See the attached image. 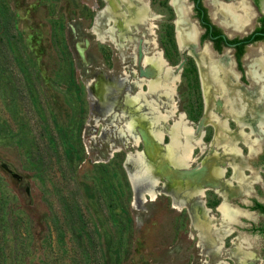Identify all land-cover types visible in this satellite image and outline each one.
<instances>
[{
  "label": "rangeland",
  "instance_id": "1",
  "mask_svg": "<svg viewBox=\"0 0 264 264\" xmlns=\"http://www.w3.org/2000/svg\"><path fill=\"white\" fill-rule=\"evenodd\" d=\"M133 1L138 7V0ZM178 1L183 15L175 11L171 0H147L150 12L157 17L153 21L155 36L146 31V25L140 26L133 31V40H119L123 46H116L99 40L93 32L97 16L106 12L103 0H0V238L4 232L6 264H217L222 260L240 264L242 248L254 256L246 264H264V238L255 228L263 225L264 216L251 208L256 203L264 206L262 126L242 129L234 119H228V132L241 150L239 157L213 145V125L204 128V155L200 149L195 151L192 169L214 153L220 159L215 160L217 167L226 169L219 186L209 188L201 199L212 209L223 202L233 209L231 220H225L220 212L216 215V210L211 213L218 243V233L228 236L235 230L221 253L213 251L208 242L201 245L193 227L196 216L207 219L199 198L182 211L174 208L172 199L164 194L175 196L177 186L172 179L165 189L160 185L161 194L154 201H143L137 197L139 187L143 189L145 184L139 180V170L130 174L125 167L133 163L128 157L143 152V147L130 144L128 136L112 125L110 115L126 109L124 92H137L131 85L142 78V53L150 55L155 48L149 41L156 38L171 67L182 64L177 105L196 128V121L206 112L195 56L206 49L200 55V74L203 55L210 53L213 63L226 56L239 80L233 49L224 48L219 54L210 42L200 43L203 30L192 1ZM249 1L248 5L233 4L235 0L203 3L211 21L233 38L252 32L264 15V7L257 12ZM214 2L220 3L217 11L221 15L224 8L240 7L246 22L235 25L224 18L223 23L235 29L225 26ZM114 12L120 13L115 8ZM178 27L189 38V44L179 46L181 49L175 42ZM108 28L104 21L98 29L104 32ZM260 50L264 55V42L247 45L240 63L245 72L247 64L258 58L249 75L262 84L264 56L256 54ZM124 74L130 77L127 86L119 80ZM162 74L166 77V70ZM241 80L244 87L251 85L245 74ZM115 86L121 90L117 99L112 97ZM262 87L257 90L261 101L264 84ZM93 91L101 95L99 100ZM161 99L165 104L161 113L166 114L171 104L167 97ZM173 124H163L166 135L156 146V155H163L170 144L168 133ZM142 129L137 127V132ZM240 131L246 138L238 135ZM150 161L159 167L160 160ZM236 166L246 178L243 188L235 181ZM170 169L172 175L177 171ZM130 179L137 187L135 197ZM181 188L182 197L185 186ZM233 190L237 192L230 194ZM250 229H254L252 233Z\"/></svg>",
  "mask_w": 264,
  "mask_h": 264
},
{
  "label": "bare ground",
  "instance_id": "2",
  "mask_svg": "<svg viewBox=\"0 0 264 264\" xmlns=\"http://www.w3.org/2000/svg\"><path fill=\"white\" fill-rule=\"evenodd\" d=\"M104 2L106 3L104 8L106 12H101L97 16L93 29L94 34L99 40L112 42L116 46H123L121 43L126 41L128 43V39L132 38L133 31L144 25L147 27L146 31L155 36L153 21L157 17L150 12L147 0H138V7H135L133 0H104ZM171 4L175 6L180 15H183L182 5H180L178 0H171ZM114 8L120 13L116 14ZM239 9L240 7L224 8L222 9V15L229 22L235 25H242L246 22V18L240 14L241 10ZM243 9L246 11L245 8ZM107 12L109 15H107ZM116 18H120V20H116ZM104 21H112L113 26H109L104 32H99L98 28ZM127 34L130 37H127ZM177 40L181 48L189 44V38L181 32L179 27L177 30ZM148 44L155 48L150 55L146 52L142 53L141 62L144 66L140 72L142 73V78L131 85L132 88L134 86L137 87V92L133 93L134 89L124 92L123 102L126 109L120 110L119 113L112 112L110 115L111 123L128 136L130 144H133L136 148L143 147V152L137 151V154L133 156L128 154V156L130 155L128 158H131L133 163L130 167L128 165L125 167H127L130 174H132V171L138 172L139 170V180L145 182L142 190L149 195V198L146 200L154 201L161 194L160 185L162 184L165 189L174 180L177 189L175 196L172 197V205L174 204V208L182 211L188 207V204L191 205L193 199L199 198L201 200L204 198L209 188L219 186L220 180L223 179L226 172V169H219L217 164H215V160L219 159L217 153L208 157L200 167L196 169L191 168L197 160L195 151L200 149L203 154L206 149L204 128L207 125L215 127L216 133L213 145L224 148L227 154L234 155L235 157L241 156V150L237 147V140H234V137L228 132V119L233 118L242 129L249 125L254 128L262 126L264 130L263 113L256 106L258 102H261L260 94L259 91H246L247 95L242 92L235 84V75L231 70L229 60L224 59L219 63H213L209 55H203L206 62L204 63L202 59L201 81L206 114L196 128L189 121L187 115L178 109L176 88L179 82L180 71L178 68L177 71L176 68L166 64L156 38H153ZM149 65H153L152 69L146 70ZM165 70L166 77H163L162 71L165 72ZM251 75L255 77L256 73L252 71ZM127 79H130V77L126 74L119 78L120 81L126 82V86L128 83ZM119 90V87L115 86L113 88L112 97L114 99H117V92ZM93 92L99 100L101 95L97 93L98 91ZM163 96L167 97L171 104L166 114L161 113V109L165 106L161 99ZM249 98H254L255 100H249ZM171 121L174 124L168 133L170 144L166 147L163 155H156V146L164 142L166 135L162 129L163 124ZM137 127L143 129L137 132ZM238 135L246 138L243 131H240ZM150 159L160 160L159 167H155ZM124 161H126L124 163H127L128 159L125 158ZM170 168H173L175 171L177 170L174 175H172ZM234 171L236 175L235 181L243 188L246 184L243 172L238 166L234 167ZM173 176L176 178L174 179ZM132 180L130 179V183L133 196L135 197L134 192L136 193L137 187ZM232 184V182L229 183L230 186ZM182 185L185 186V189L181 197L179 191L182 189ZM236 192L237 190H233L229 193L234 194ZM168 194L173 196L171 193ZM199 203L203 207L204 216L207 219L196 216V220L193 219V227L197 232L201 245L208 242L213 245V251L221 253L224 251L223 239L226 234L218 233L220 242L216 241L213 229H217V227L210 222L215 217L211 215V210L205 205L204 201L201 200ZM232 210L227 202H223L218 207V211L222 213L225 220L232 219ZM241 253V258L237 256L240 259V264H246L248 258L254 257L245 248L241 249ZM217 264L228 263L222 260Z\"/></svg>",
  "mask_w": 264,
  "mask_h": 264
},
{
  "label": "flooded vegetation",
  "instance_id": "3",
  "mask_svg": "<svg viewBox=\"0 0 264 264\" xmlns=\"http://www.w3.org/2000/svg\"><path fill=\"white\" fill-rule=\"evenodd\" d=\"M192 1V3H193V9H194V12H195V15H196V18H197V20H198V22L200 23V26H201V28H202V30H203V32H202V35L200 36V43H203V42H205V41H208V42H210V44H211V46H212V48H213V50L215 51V52H217V53H221L222 52V50L224 49V48H228V49H233V51H234V60H235V62H236V65H237V70H238V72H239V74H240V76H239V80H238V77H237V75L233 72V74L235 75V78H234V81H235V84L242 90V92L245 94V95H247V92H255V91H257L258 89H262L263 87V82H262V84L261 83H257V82H255V80L249 75V69L251 68V65L255 62V60L256 59H258V58H254V59H252L248 64H247V68H246V70H245V72H243V70H242V68H241V63H240V61H241V59H242V56H243V54H244V48L247 46V45H250V44H253V43H258V42H264V38L263 39H261V40H256V41H251L250 39H252L253 37H255V36H262V37H264V31H262L261 29H263L264 30V15L259 19V21H260V24H259V26L258 27H256L252 32H250L249 34H247V35H245V36H240V37H233V38H228V36L226 35V34H224L223 32H222V30L216 25V24H214L212 21H211V19H210V17H209V15H208V11L206 10V7L204 6V3H203V0H191ZM240 2H245L246 4H247V2H246V0H235V2L233 3V4H236V5H238ZM215 3V5H216V13H217V15L219 16V20H221V23L222 24H224L223 23V19H224V17L220 14V13H218V11H217V8L220 6V3H217V2H214ZM249 3L251 4V6L253 7V9L254 10H256L257 12H260V7H264V0H250L249 1ZM248 5V4H247ZM171 6H173L172 4H171ZM173 8L175 9V7L173 6ZM251 10V9H250ZM175 11H176V9H175ZM177 12V11H176ZM178 18H179V16H178ZM178 21V20H177ZM251 21H252V14H251V19H250V23H251ZM250 23H249V25H250ZM176 24H177V22H176ZM225 26H228V27H231V28H234L233 26H231V25H226V24H224ZM249 25L248 26H246L245 28H247V27H249ZM244 28V29H245ZM235 29V28H234ZM238 30V29H237ZM176 31V35H175V39H176V43H177V45H178V48L179 49H181L180 47H179V44H178V42H177V30H175ZM250 38V39H249ZM227 42L231 45V46H227ZM206 49L204 48L203 49V51L200 53V54H198V55H196L195 56V59H196V63H197V65H198V80H199V88H200V92L202 93L201 94V97L203 98V100H204V92H203V88H202V81H201V74H200V63H199V61H200V55H202L203 53H204V51H205ZM240 50H242V53L240 54V55H238V53L240 52ZM264 51V50H263ZM255 53H256V51H254ZM261 52V50L258 52V53H256L258 56H259V53ZM261 55L259 56V58H261V57H263L264 55H263V53L261 52L260 53ZM209 55H210V53H209ZM210 57H211V55H210ZM222 58H226V60H229L226 56H222V57H220L219 59H215V61H219V60H221ZM211 59H212V57H211ZM214 60V59H213ZM230 61V60H229ZM231 63V62H230ZM176 70H177V68H176ZM246 75V77L250 80V82H251V85L249 86V87H244L242 84H240V82L239 81H242L241 79H242V77H243V75L244 74ZM247 91V92H246ZM249 100H255L254 98H249ZM263 105H264V96H263V98H262V101L261 102H258L257 104H256V106H257V108L259 109V110H261L262 111V113H263ZM204 106H205V101H204ZM260 107V108H259ZM203 111V110H202ZM204 111H206V106L204 107ZM229 119H232L233 120V118H229ZM264 119V118H263ZM234 121V120H233ZM235 122V121H234ZM236 123V122H235ZM230 125V124H229ZM249 126V125H248ZM250 127V126H249ZM251 129L253 128L254 130H258V129H256V128H254L253 126L252 127H250ZM261 131V130H260ZM205 153V152H204ZM204 153L202 154V155H204ZM193 166H195V165H193ZM206 205V204H205ZM207 206V205H206ZM208 208H210V207H208ZM237 208H239V209H241L240 207H237ZM251 208H252V212H257V214H261L262 216H264V213H262V211H261V209H260V207L258 206V203H256V204H253L252 206H251ZM210 210H211V213L212 214H214V212H213V210L215 211V213H216V215H218L219 214V211H218V207H214L213 209L212 208H210ZM243 210V209H242ZM233 224V223H232ZM256 228V232H259L262 236H263V238H264V233L262 232V229H264V222H263V225L262 226H259V227H255ZM254 230V229H253ZM253 230H248V232L249 233H252L253 232ZM235 232V230H232V232L228 235V236H226L225 238H224V246H225V240L232 234V233H234ZM233 239H234V237H233ZM230 243H233V241L232 240H228V244H230ZM227 248V247H226Z\"/></svg>",
  "mask_w": 264,
  "mask_h": 264
},
{
  "label": "trees",
  "instance_id": "4",
  "mask_svg": "<svg viewBox=\"0 0 264 264\" xmlns=\"http://www.w3.org/2000/svg\"><path fill=\"white\" fill-rule=\"evenodd\" d=\"M261 30L264 31L263 29H261ZM263 38L264 37H262V36H255L252 39H250V38L249 39L251 41H256V40H261ZM241 53H242V50H240V52L238 53V55H240ZM195 75H197L196 71H195ZM2 204H3V201H2V198L0 197V207H1ZM258 206L260 207L262 213H264V206L261 205V204H258ZM0 212H1V210H0ZM0 218H1V216H0ZM1 232H3V230H1ZM262 232L264 233V229H262ZM4 241L5 240H4V232H3L2 233V237L0 238V264H6V261L4 260V257H5V254H4V249H5V247H4Z\"/></svg>",
  "mask_w": 264,
  "mask_h": 264
},
{
  "label": "water",
  "instance_id": "5",
  "mask_svg": "<svg viewBox=\"0 0 264 264\" xmlns=\"http://www.w3.org/2000/svg\"><path fill=\"white\" fill-rule=\"evenodd\" d=\"M104 1V0H103ZM104 8H105V6H104ZM103 8V9H104ZM107 25L108 26H113V23H112V21H108L107 22ZM227 46H231L228 42H227ZM79 55H80V57L82 56V51H81V49L79 50ZM165 60V59H164ZM166 61V60H165ZM166 64H168V62L166 61ZM182 65V64H181ZM181 65H179V67H178V70L181 72L182 71V68H181ZM179 81H181V74L179 73ZM202 116V115H201ZM200 121H201V117L199 118V120L196 122L197 123V125L200 123ZM205 152V151H204ZM208 153V152H207ZM125 162V161H124ZM124 162H123V168L125 169V167H124ZM162 185V184H161ZM139 193H137V197H139V198H141L143 201H146V199L147 198H149V195L147 194V193H144L145 191H143L142 190V188L141 187H139ZM167 197H169L170 199H172V196L170 195V194H168V193H164ZM160 195V194H159Z\"/></svg>",
  "mask_w": 264,
  "mask_h": 264
}]
</instances>
